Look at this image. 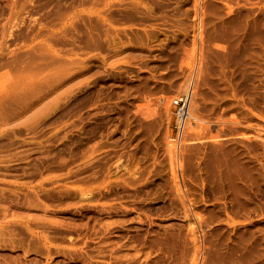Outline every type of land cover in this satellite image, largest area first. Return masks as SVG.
Listing matches in <instances>:
<instances>
[{
    "label": "rangeland",
    "instance_id": "374dc122",
    "mask_svg": "<svg viewBox=\"0 0 264 264\" xmlns=\"http://www.w3.org/2000/svg\"><path fill=\"white\" fill-rule=\"evenodd\" d=\"M0 264H264V0H0Z\"/></svg>",
    "mask_w": 264,
    "mask_h": 264
},
{
    "label": "built area",
    "instance_id": "2783aa9c",
    "mask_svg": "<svg viewBox=\"0 0 264 264\" xmlns=\"http://www.w3.org/2000/svg\"><path fill=\"white\" fill-rule=\"evenodd\" d=\"M186 103H187V97L186 96H184V97L180 96V97L175 98L173 100V105L175 106V108H176L181 119L182 118L186 119V117H187L186 109H185L187 107ZM185 115H186V117H185ZM184 123H185V120H184ZM184 127H185V125L183 123H179V124L175 123V128H176L177 134L181 135V133L184 130Z\"/></svg>",
    "mask_w": 264,
    "mask_h": 264
},
{
    "label": "bare ground",
    "instance_id": "6f19581e",
    "mask_svg": "<svg viewBox=\"0 0 264 264\" xmlns=\"http://www.w3.org/2000/svg\"><path fill=\"white\" fill-rule=\"evenodd\" d=\"M185 88V87H184ZM180 96H186L187 97V103H186V105H187V107L185 108L186 109V115H187V117H186V115H185V117H186V119L185 118H180V116H179V114H178V112H177V110H176V108L174 109V111H175V123H177V124H179V123H183L185 126H186V123H187V120H188V117H189V115H190V112H189V107H190V95L188 94V93H183L182 95H180ZM180 96H178V97H180ZM178 97H176V98H178ZM175 98H173L172 99V105H173V100H174ZM174 106V105H173ZM175 107V106H174ZM184 120H185V123H184ZM184 129H185V127H184ZM183 132H184V130H183ZM183 132L181 133V135L180 134H177V136L179 135V137H181L182 136V134H183ZM176 139V138H175Z\"/></svg>",
    "mask_w": 264,
    "mask_h": 264
}]
</instances>
